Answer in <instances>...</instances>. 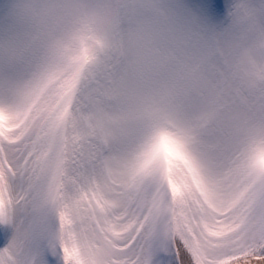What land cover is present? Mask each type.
<instances>
[{"label": "snow or ice", "instance_id": "snow-or-ice-1", "mask_svg": "<svg viewBox=\"0 0 264 264\" xmlns=\"http://www.w3.org/2000/svg\"><path fill=\"white\" fill-rule=\"evenodd\" d=\"M0 264H264V0H0Z\"/></svg>", "mask_w": 264, "mask_h": 264}]
</instances>
